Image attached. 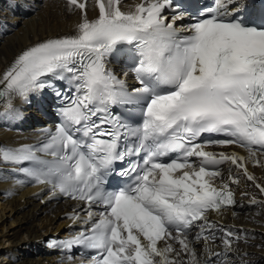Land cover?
Here are the masks:
<instances>
[{
  "label": "snow or ice",
  "instance_id": "obj_1",
  "mask_svg": "<svg viewBox=\"0 0 264 264\" xmlns=\"http://www.w3.org/2000/svg\"><path fill=\"white\" fill-rule=\"evenodd\" d=\"M65 3L80 14L74 33L26 48L0 73L9 118L15 99L52 89L60 122L37 146H0V163L27 164L18 170L51 196L77 202L69 219L83 227L50 247H84L92 264H218L209 212L234 204L240 172L264 195L246 166L264 157V0H140L127 12L94 0L91 19L87 0ZM118 50L128 58L119 73L108 67ZM116 162L126 166L115 172ZM110 175L124 186L110 190ZM220 231L231 251L235 233Z\"/></svg>",
  "mask_w": 264,
  "mask_h": 264
},
{
  "label": "bare ground",
  "instance_id": "obj_2",
  "mask_svg": "<svg viewBox=\"0 0 264 264\" xmlns=\"http://www.w3.org/2000/svg\"><path fill=\"white\" fill-rule=\"evenodd\" d=\"M33 1H35L37 10L30 14L26 20H21L17 24L9 23L13 22L18 17L8 14L0 4V73H3L17 55L26 48L50 38L71 35L75 31V26L79 22V19L76 18L78 15L77 12L74 14H67L69 13L67 7H62L60 2H45V0ZM2 2H5V0H2ZM7 4L16 10V4L10 2H7ZM124 6L128 8L130 3L127 2ZM87 14L90 16L91 12L87 11ZM4 28L8 29L7 33H4ZM2 108L3 107H0V117L3 118L9 126H12L11 118L1 113ZM33 111L34 109L30 107L29 112L33 113ZM27 119L30 118L27 117ZM3 132L0 126V137L3 135ZM9 134H12V137H10L11 140L16 139V135L13 134V131H10ZM249 168V173L255 177V182L264 185V167L255 169L249 166ZM0 178L3 179L0 180V197H2L1 201H3L2 204H0V219L5 220V218H3V216H5L3 212L9 209V214H12L9 219L12 220L10 225L14 224L15 226L12 227L13 229H9L7 236L2 235V237H7L6 240L12 242V245L0 250V262L6 264L5 260H7V257L5 254L10 253L13 260L8 259L7 264H55L53 262V257H49L50 255L48 252L40 254L39 258L35 257L34 251H36V249L33 250L32 246L37 239H40L49 231V228L53 226L54 222H57L58 228H63V223L57 220L60 212L55 211L53 208L46 207L49 209L50 215H44V206L37 203L41 201L40 196L27 195L34 189H29L14 183V181L8 180V178L3 177L1 174ZM17 187H22V190H18ZM236 187L241 198L237 207L234 208V210H224L211 216V218L214 221L217 220L218 223H214L216 226V239L215 241L209 242L207 251L221 253L219 257H214V260L217 261L218 264H237L236 258L238 257L237 253L239 249L237 252L236 244L238 240L241 241L244 239L243 230L239 231V229L252 230V232L250 231V240L247 238L248 236L245 237L249 240L247 246L242 249L246 257L243 260L246 261V263H241L253 264L256 260L259 261V263L264 262V259L260 256V252L257 250V247L261 245H259L260 241L264 239V228L258 227L264 223V195L255 187V183L243 180L241 177L240 183ZM253 208L254 211L257 212L258 217L250 212ZM53 214L54 217L57 218H52L49 220V223H45V219L51 218ZM247 220H249L251 224L253 223L257 226H251ZM256 221L259 222L256 223ZM1 223H3L2 220ZM221 228L228 229L235 233V236L232 237L231 251L226 253L221 241L223 235L220 231ZM1 230H4V224ZM260 231L263 234L262 236L260 235ZM261 246L264 247V245ZM195 247L198 256L206 251L204 242L196 244ZM240 247L241 246H239V248ZM249 252L252 256H249ZM262 255L264 257L263 252ZM18 256H20V259H17ZM240 257L238 258L240 259Z\"/></svg>",
  "mask_w": 264,
  "mask_h": 264
},
{
  "label": "rangeland",
  "instance_id": "obj_3",
  "mask_svg": "<svg viewBox=\"0 0 264 264\" xmlns=\"http://www.w3.org/2000/svg\"><path fill=\"white\" fill-rule=\"evenodd\" d=\"M1 198L2 197H0V204H2V202L3 201H1ZM9 209H6V211H4L3 212V214L5 215V216H3V218H5V220H3V219H0V250L2 249V248H4V247H7L8 245L7 244H5V243H8L7 241H6V239H7V237H2V235H4V236H7L8 234V232H9V230H6V227H10L9 229L11 230V229H13L12 227H15L14 226V224H12V225H10V222L12 221V220H9L10 218H11V213L9 214ZM0 213H1V211H0ZM6 213V214H5ZM9 215V216H8ZM1 220H2V222L3 223H1ZM247 222L252 226H254V227H256L257 225H255V224H251V222H249V220H247ZM253 222H255V221H253ZM257 222H259V221H256V223ZM4 224V230L2 231L1 230V227H2V225ZM10 225V226H9ZM259 228H264V227H262V226H258ZM241 230H243L242 232L244 233L243 234V237H244V239L243 240H238V243L236 244V246L238 247H236V251L238 252V249H239V252L237 253L238 254V257H240V256H242V257H240V259L237 257L236 259H237V264L239 263H241V262H245L246 263V261H244L243 259L244 258H246L245 257V253L243 252V248H245L246 246H247V242L250 240V231L252 232V230H246V229H239V231H241ZM245 231V232H244ZM247 231V232H246ZM249 232V233H248ZM260 234H262L261 232H260ZM248 236V237H247ZM245 237H247V238H245ZM247 239V240H246ZM243 241V242H242ZM4 242V243H3ZM241 242V243H240ZM246 242V243H245ZM10 243H12V242H9V244ZM243 244V245H242ZM264 245V239H262L261 241H260V243H259V245ZM12 245V244H11ZM258 246L257 247V250H258V252H260V256H261V258H263L264 259V257H263V255H262V252L264 253V247H262V246ZM239 246H241L240 248H239ZM261 247V248H260ZM242 250V251H241ZM262 251V252H261ZM21 258H22V256H21ZM17 259H20V256H18V258ZM241 260V261H240ZM256 262V263H255ZM243 263H241V264H243ZM0 264H5L4 262H0ZM253 264H264V262H261V263H259V261H254V263Z\"/></svg>",
  "mask_w": 264,
  "mask_h": 264
}]
</instances>
